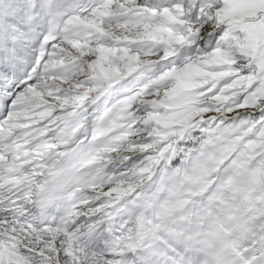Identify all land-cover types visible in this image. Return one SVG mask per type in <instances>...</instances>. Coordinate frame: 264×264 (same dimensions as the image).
<instances>
[{
  "label": "snow or ice",
  "instance_id": "1",
  "mask_svg": "<svg viewBox=\"0 0 264 264\" xmlns=\"http://www.w3.org/2000/svg\"><path fill=\"white\" fill-rule=\"evenodd\" d=\"M0 264H264V0H0Z\"/></svg>",
  "mask_w": 264,
  "mask_h": 264
}]
</instances>
